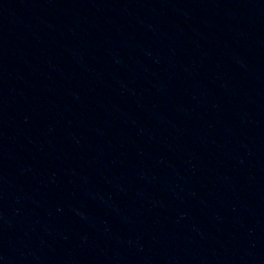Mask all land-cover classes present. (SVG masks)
I'll use <instances>...</instances> for the list:
<instances>
[{"label": "water", "instance_id": "1", "mask_svg": "<svg viewBox=\"0 0 264 264\" xmlns=\"http://www.w3.org/2000/svg\"><path fill=\"white\" fill-rule=\"evenodd\" d=\"M0 264H264V0H0Z\"/></svg>", "mask_w": 264, "mask_h": 264}]
</instances>
